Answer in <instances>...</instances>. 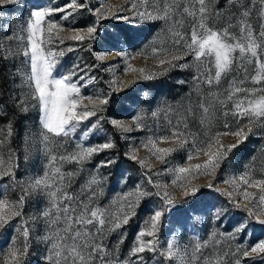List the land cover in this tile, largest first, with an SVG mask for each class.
<instances>
[{"label": "rangeland", "instance_id": "1", "mask_svg": "<svg viewBox=\"0 0 264 264\" xmlns=\"http://www.w3.org/2000/svg\"><path fill=\"white\" fill-rule=\"evenodd\" d=\"M67 0H18L17 3H9L0 6V56L4 54V50L11 48L12 51L19 53L24 44L26 43V33L24 34L25 40L9 37H19L21 35V27H26V21L29 18L30 11L33 10L34 5L51 8L53 6H63ZM83 2L92 7H110L113 11L126 5L125 10L120 13L121 15L128 16L129 20L117 19H104L100 18L96 24L97 17L94 16L87 8L77 10L67 20H61L62 14H56L52 19L66 25L64 30L59 32V38L64 40L61 44L59 39L51 45L53 50L63 51L64 55L59 58L60 70L67 72L69 70L77 71L78 76L84 77L82 87V94L87 97L92 95L96 99L97 94L101 98L108 97L114 100L113 104L116 112L119 113L118 117L109 116L107 118L106 107L105 110L97 111L96 116L89 117L85 120L80 128L77 129V134L68 139L62 140L60 144L55 146L54 154L59 157L60 155H67L77 150V145L82 146H98L105 142H114L115 147L105 149L98 154L93 155L82 166L75 162L59 161L57 159L55 167H59L61 172H72L74 175L71 178L65 176L64 189L72 196L75 197L71 203L73 207H77L81 202L89 203L90 208L101 207L110 211H115L116 205L113 201L119 197L134 190L137 185L147 190L151 195L144 197L149 200V207L146 210L142 207L139 211V224L138 230L131 236H127L125 232V225L117 231L106 233L103 236L102 243L107 249L109 256L108 259L116 261L119 259L121 264L128 258V254L136 243L135 237L138 232L145 227L144 222L149 220L150 216L155 210H164V215L161 218L159 230L156 238L159 240L158 247H166L167 241L175 237L178 241L179 247L183 250L187 248L189 259L196 244L199 242L206 246L200 249L197 253L198 260L193 264H217L218 258L222 264H236V259L239 258L242 264H264V254L251 255L247 258L243 257L242 253H237V248H246V240L239 242L238 234L235 238L229 236L233 232L234 225L241 219L247 216L246 214L235 215L231 212L232 203L229 202L227 193L231 192L233 200H240V207L244 208L245 201L242 199L241 193L238 192L232 185L225 184L226 179L231 178L233 175H239L245 171L246 166L250 167L253 176L256 179L264 178V129H258L257 135H250L237 148L229 153L228 157L222 162L221 167L213 175H193L189 177L185 183V187L174 185L172 181L177 179L174 172H167L165 169H174L176 167H189L196 164H202L206 157L201 153L199 156L193 155V159L189 161L187 155L191 150V141L195 138L198 141L206 139L208 134L215 135L216 132L224 131L223 125L229 123L232 125V130L236 128V121L231 115L227 117L224 115L225 108L219 101L226 100L227 90L230 83L234 79H243L244 71L234 66L233 70L225 75L219 84L213 83L209 86L204 83V79L211 73L215 74L214 66L208 59L197 67L196 62L192 55H186L179 64H188L189 67L185 68H170L188 71L185 75L189 76V81H193L194 88L199 92H206L211 96L209 112H204L197 116L196 123L199 128H191L188 124V119L193 117L192 112H186V115L174 109H166L160 103V98L157 94L148 93L150 89V81L164 75H155L154 73L163 72L168 65L160 66L158 59L153 57L152 49L155 48H170L172 41L170 34L166 30L164 22L157 29L156 34L151 37L144 38L142 35L149 32V28L144 25L147 22L143 21L138 16H133L131 10V3L140 5V0H104L101 4L100 0H83ZM219 0H215L211 18L208 21L214 22L215 29H222L225 27L228 17L235 13L239 15V9L232 6L228 10V0H224L220 5L217 4ZM246 5L251 4V0H244ZM2 3V0H0ZM259 3L256 4V9L253 11L250 22L253 25L255 33L260 31L261 23L264 20L259 18ZM225 10L223 18L217 19L215 10ZM106 15L110 16V13ZM187 17V16H185ZM184 31L191 32L192 20L190 17L185 19ZM121 21L122 23L132 26L123 28L127 35L130 37V42L133 45L130 47L128 44L115 43L108 38V34H118V31L108 21ZM83 22V23H81ZM234 22V21H233ZM96 24L98 33L95 39H86L83 42L71 39L73 33L71 28L85 29L86 27ZM217 24V25H216ZM212 27V26H211ZM235 35L239 36V28L230 29ZM69 49H72L69 51ZM125 53L127 55H125ZM238 55V53H237ZM23 57L21 55L8 56V58L0 59V75L3 77L5 83L4 92L8 96V102L15 111L14 116H7L6 118L14 117L12 124V136L10 139L7 137V119L6 122L0 123V128L3 132L0 133V139H4L3 147L0 152L3 153V158L7 162L9 154H12V163L18 164L16 168L17 181L24 182V187H28V181L34 177L43 176L47 169L49 157L43 151V145L40 143L39 138V112L38 109L32 106L29 100L27 111L22 110L21 106L16 103L19 99L23 98L24 93L27 91L22 86V80L17 70L22 67ZM129 65L131 67H129ZM135 69V71L133 70ZM144 69L141 73L139 70ZM30 71V69H29ZM172 77L179 82L180 73H174ZM249 74H254L249 69ZM148 76H153L148 79ZM200 77V82L194 77ZM75 79V78H74ZM79 82V81H78ZM117 84L119 86H117ZM245 87H253L251 81L246 82ZM120 91H125L123 94H117ZM114 93V94H113ZM240 94L237 99L242 98ZM82 105H88L89 110L92 105L88 100L82 101ZM232 107V102H228V108ZM159 110L157 117H153L151 113ZM146 114L145 118L141 121L140 127L133 123V117L139 114ZM115 118L122 121L125 127H130V131H121L111 124V120ZM188 118V119H187ZM205 121L203 123L202 121ZM212 122V123H211ZM211 123V124H210ZM246 123V121H245ZM97 124V129L87 138H78L82 136L80 129L85 126ZM210 124V130L205 127ZM179 125L191 135L188 136V147L185 149H178L167 157V163H162L157 160L155 156L149 151L148 148L143 147L148 142L149 138L158 136L169 135L171 136V128ZM113 126V128H112ZM203 127V129H201ZM115 135H118L120 142L115 141ZM174 139V138H172ZM224 145L236 142V137L226 136L220 137ZM157 147L160 148H173L175 145L170 140L169 142H161L157 140ZM122 150L124 157L119 156V150ZM135 155L136 160H132L128 155ZM114 160L115 163L100 167L102 161ZM143 160L142 166L138 161ZM112 170L119 173V181L115 187L108 190L106 188V174ZM93 177L101 180V185H91L89 183ZM151 178L153 183H149ZM180 182H183V177H180ZM211 182L212 188L208 185ZM7 185V195L12 201H19L22 191L19 187H12V180L9 177L0 179V189ZM158 186V187H157ZM198 187L199 191L196 195H189L185 197V192L190 191L193 187ZM245 186L240 185L243 189ZM217 189L219 191H217ZM159 191V195H157ZM168 192L170 199L173 201L172 206L164 205L162 199L164 192ZM249 192L258 193V189L249 188ZM95 192V196H93ZM63 195V192L61 193ZM92 198L89 200V198ZM140 205V204H139ZM138 205V206H139ZM136 207L135 213L138 210ZM50 207L49 197L42 192L33 191L28 195L21 211L22 218H16L11 225V228H6L4 234L0 235V250L6 251L7 245L11 241L12 236L17 235L16 225L21 223L23 219L36 217V220L29 224L31 229L29 240V254L26 257L27 264H46L45 257L48 254L49 242L43 238L49 234L48 222L41 216V213ZM217 210L220 212V218H217ZM53 214L55 210L53 209ZM246 211V210H245ZM63 227V224L60 225ZM91 231L95 228L89 226ZM145 239H149L145 237ZM216 241H220L219 244ZM98 242H100L98 240ZM20 243L23 244V237L20 236ZM148 252V251H146ZM139 254L143 257L137 264H160L164 259L159 253L149 252V257ZM136 259V258H133ZM96 264H102L101 260L97 258ZM166 264V262H165ZM172 264H177L176 260Z\"/></svg>", "mask_w": 264, "mask_h": 264}, {"label": "snow or ice", "instance_id": "2", "mask_svg": "<svg viewBox=\"0 0 264 264\" xmlns=\"http://www.w3.org/2000/svg\"><path fill=\"white\" fill-rule=\"evenodd\" d=\"M18 0H2L0 6L17 3ZM103 4L104 0H100ZM259 3V18L264 20V0H251L250 5H246L244 0H228V10L232 6L239 9V15L235 13L228 17L226 25L222 29H215L209 26L208 21L211 18L215 0H140V5L131 3L133 16H138L143 21H163L167 32L170 34L172 45L170 48H153V57L158 59L160 66L168 65L163 72L154 73L155 75H164L170 68H185L188 64H179L186 55H192L194 61L199 67L200 64L208 59L214 66V76L209 75L204 79V83L212 86L215 82L219 84L221 79L230 73L234 66L243 69L244 78L234 79L227 90L226 100L219 101L224 106V115H231L236 121V128L232 130V125L225 123L224 131L216 132L215 135L208 134L206 139L198 141L195 138L191 141V150H189L187 159L191 161L193 155L199 156L201 153L206 157L202 164H196L189 167H176L174 169H165L167 172H174L177 179L172 183L179 187H185L189 177L195 175H213L221 167L222 162L228 157L233 149L241 145L250 135H257L258 129H264V23L260 25V31L255 33L250 18ZM126 5L116 8L114 11L110 7L92 8L86 5L83 0H67L63 6H53L51 8L34 5L30 11L29 18L26 21V27H21V35L19 37H9V40L16 38L26 43L22 50L17 53L11 48L5 49L0 59H7L8 56L15 57L21 55L23 57L22 67L17 70L22 80V86L27 89L23 98L16 101L22 110L27 111L29 100L32 106L39 112V138L43 145V151L49 157L47 169L43 176L32 178L28 181V187H24V182L17 181L16 168L18 164L12 163V154L6 162L3 153L0 152V179L9 177L12 180V187H19L22 191L19 201H12L7 195V185L0 189V235L4 234L6 228H11L12 222L16 218H22L21 211L28 195L33 191H39L49 197L50 207L41 213L49 226V234L43 239L50 243L48 254L45 257L46 264H96L99 258L102 264H121V261H111L108 259L109 253L102 243L103 236L120 230L127 225L135 215L136 207L141 203L144 197L151 195L140 185L113 201L116 205L115 211H110L99 206L90 208L89 203L81 202L77 207H73L71 203L75 197L70 195L64 189L65 176L71 178L74 173H63L59 167H55L57 159L59 161L75 162L83 165L93 155L105 149L115 147L114 142L108 141L98 146H82L77 145V150L67 155L57 157L54 154L55 146L60 144L62 140L68 139L77 134V129L89 117L96 116L97 111L105 110L104 106L110 103L111 95L101 98L97 94L96 99L92 95L85 97L82 94L84 77L78 76L75 68L67 72L60 70L59 58L64 55L63 51L53 50L51 45L55 40L59 39L63 44L64 40L59 38V32L64 30L63 25L52 17L56 14H62L61 20H67L77 10L87 8L94 16L97 17L96 24L100 18L117 19L128 21L129 17L121 15ZM110 13L109 15H106ZM217 19L223 18L225 10L216 9ZM190 17L192 20L190 34L184 31V17ZM234 21V22H233ZM96 24L90 25L85 29L71 28L73 33L71 39L83 42L86 39H95L98 33ZM239 28V36L235 35L230 29ZM108 38L115 43H128L130 37L123 33L108 34ZM72 49H69L71 51ZM238 53V55H237ZM125 55H127L125 53ZM129 67H131L129 65ZM254 74H249V69ZM30 69V71H29ZM135 71V69H133ZM141 73L144 69L139 70ZM153 76H148L152 79ZM75 78V79H74ZM200 82V77H194ZM251 81L253 87H245L246 82ZM79 81V82H78ZM183 83V81H181ZM117 86H119L117 84ZM243 94L242 98L237 97ZM87 99L92 109L89 110L88 105H82V101ZM228 102H232V107L228 108ZM205 114L209 112V107L201 105ZM159 110L153 111L151 115L157 117ZM146 114H139L133 117V123L138 127L142 126L141 121ZM246 121V123H245ZM111 124L121 131H130V127H125L122 121L113 118ZM7 137L12 136V124H7ZM97 129V124L85 126L80 129L82 136L78 138H87ZM3 129L0 128V133ZM191 135L181 129L179 125L171 128V136L164 135L155 138H149L143 147L148 148L153 156L162 163H167V157L178 149L188 147V136ZM232 136L236 137V142L224 145L220 137ZM174 138V139H172ZM4 139H0V148L3 147ZM157 140L161 142H169L175 145L173 148L157 147ZM130 159L136 160L135 155H129ZM142 166L144 161H138ZM115 163L114 160L102 161L100 167H106ZM253 170L246 166L245 171L239 175H233L224 181L225 184L232 185L241 193L242 199L246 202L244 207L247 216L239 220L233 228V232L229 236L235 238L236 234H240L242 239L249 234L251 229V239L255 242L249 244L246 248H237V255L242 253L247 258L251 255L264 254V178L256 179L252 174ZM183 177V182H180ZM149 183H153L149 178ZM91 185H101V180L93 177L89 183ZM240 185H244L243 189ZM158 187V186H157ZM212 188L211 182L208 185ZM249 188L258 189V193L249 192ZM199 191L198 187H193L190 191L185 192V197L196 195ZM217 191H219L217 189ZM63 192V195L61 193ZM159 195V191L156 193ZM229 202L239 206L240 200H233L231 192L227 193ZM95 196V192H93ZM92 198L90 197L89 200ZM162 199L164 205L172 206L173 201L170 199L169 193L164 192ZM67 201V202H65ZM55 210L53 214L52 210ZM164 210H155L149 220L144 222L145 227L142 228L135 237L136 243L131 248L128 258L123 264H137L143 259L142 254L146 251L159 253L164 259L160 264H172L173 260L177 264H193L198 260L197 253L205 244L197 243L192 251L191 259L188 257L187 248L181 249L175 237L167 241L166 247L160 248L159 240L156 238L159 230L161 218ZM217 218H220V212L217 210ZM36 220V217L23 219L21 223L16 225L17 235L12 236L11 241L7 245V250H0V264H27L26 257L29 254V240L31 229L29 224ZM63 224V227L60 225ZM89 226L95 228L91 231ZM261 236L257 237V233ZM23 237V244L20 243V236ZM148 237L149 239H145ZM98 240L100 242H98ZM217 244L220 241H216ZM136 258V259H133ZM207 264H211L208 261ZM217 264H222L218 258ZM236 264H242L237 258Z\"/></svg>", "mask_w": 264, "mask_h": 264}, {"label": "trees", "instance_id": "3", "mask_svg": "<svg viewBox=\"0 0 264 264\" xmlns=\"http://www.w3.org/2000/svg\"><path fill=\"white\" fill-rule=\"evenodd\" d=\"M224 0H219L217 2L218 5H220ZM185 19H188V17H185ZM112 26L118 31V33H123L127 35V32L123 30V28L130 27L132 26L122 23L121 21H108ZM163 21L157 20V21H151L147 22L144 25H146L149 28V32H146L142 35L144 38L151 37L152 34L157 33V29L159 26H161ZM83 23V22H81ZM212 27H217L214 22L210 21ZM217 25V24H216ZM128 36V35H127ZM130 47L133 45L131 44L130 40L127 43ZM1 66L2 63L0 62ZM173 71H177L174 73H180V78L179 82L178 80L174 79L172 76ZM188 72L186 71H181V70H175L172 69L170 72H167L166 75L163 77H158L156 79H153L150 81V89H148V93L151 94H157L160 98V103L164 106H167V110L169 111V108H174L176 109L180 115L184 114L186 115L188 111L192 112L193 117L192 118H187L188 119V124L190 125L191 128H199V125L196 123L197 116H200L204 111L201 107V105H205L208 107L210 104L211 96L207 95L206 92H199L197 89L194 88L193 81H189V76L185 75V73ZM3 77L0 75V123L6 122L5 118L8 116H14L15 111L13 110L12 106L8 102V96L4 92L5 89V83L3 82ZM183 81V83H181ZM125 91H120L117 94H123ZM114 94V93H113ZM113 98V97H112ZM111 98L110 103L105 106L106 107V116L107 118L109 116L112 117H118L119 113L114 110L116 104L114 103V100ZM7 119V118H6ZM7 122H14V117H10L7 119ZM205 123V121H202ZM212 123V122H211ZM210 123V124H211ZM210 124L205 127V129L210 130ZM113 128V126H112ZM203 129V127L201 128ZM115 141L118 143L120 142V138L118 135H115ZM119 156L124 157L122 150H119ZM119 173L116 170H112L109 173L106 174V188L108 190L112 189L115 187V184L119 181ZM149 200L144 199L141 201L140 205L138 206V210L136 211L135 215L132 216L130 219L129 223L125 225L124 229L126 232L127 236H131L138 230V224H139V211L141 210L142 207H145L147 210L149 207ZM231 212L234 213L235 215H242L246 214V211L244 208L240 206H236L233 204L231 207ZM261 234L258 232L257 237H260ZM251 229H249V234L245 235L242 239L240 238V234H238V241L242 242L243 240H246V247L249 244H252L255 242L254 239H251ZM145 258L149 257V252H144L143 254Z\"/></svg>", "mask_w": 264, "mask_h": 264}]
</instances>
